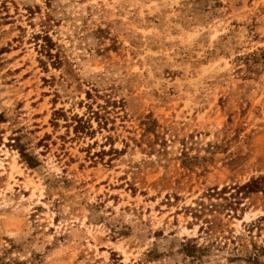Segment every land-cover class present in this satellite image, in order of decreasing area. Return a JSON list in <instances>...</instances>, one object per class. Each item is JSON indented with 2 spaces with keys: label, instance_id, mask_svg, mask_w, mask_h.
<instances>
[{
  "label": "rangeland",
  "instance_id": "1",
  "mask_svg": "<svg viewBox=\"0 0 264 264\" xmlns=\"http://www.w3.org/2000/svg\"><path fill=\"white\" fill-rule=\"evenodd\" d=\"M0 264H264V0H0Z\"/></svg>",
  "mask_w": 264,
  "mask_h": 264
}]
</instances>
